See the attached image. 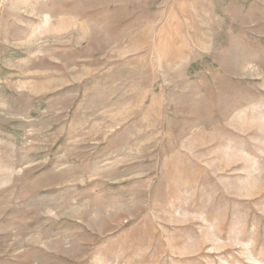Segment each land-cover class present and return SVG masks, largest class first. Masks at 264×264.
Instances as JSON below:
<instances>
[{
    "label": "rangeland",
    "instance_id": "1",
    "mask_svg": "<svg viewBox=\"0 0 264 264\" xmlns=\"http://www.w3.org/2000/svg\"><path fill=\"white\" fill-rule=\"evenodd\" d=\"M0 264H264V0H0Z\"/></svg>",
    "mask_w": 264,
    "mask_h": 264
}]
</instances>
